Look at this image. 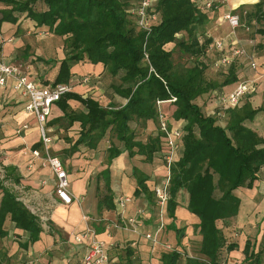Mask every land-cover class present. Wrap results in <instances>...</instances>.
I'll list each match as a JSON object with an SVG mask.
<instances>
[{
  "label": "trees",
  "instance_id": "1",
  "mask_svg": "<svg viewBox=\"0 0 264 264\" xmlns=\"http://www.w3.org/2000/svg\"><path fill=\"white\" fill-rule=\"evenodd\" d=\"M36 1L0 0L4 6L0 10V24L16 23L21 14H26L37 26H47L51 33L63 38L66 57L60 61L51 84L70 83L74 63H101L115 78L108 90L127 99L122 106H106L95 97L66 92L57 101L64 111L63 117L69 124L81 123L80 136L71 151L81 146L98 147L109 136V162L125 151L130 157L143 155L147 162H152L160 153L166 157L168 145L158 122L157 101L175 97L174 102L164 104L163 110L171 128L173 121L184 122L183 149L179 159L171 163L167 210L169 217L175 218L177 194L181 189L186 190L187 208L200 219L197 229L201 240L196 254L180 251L178 244L182 241L183 229L171 223L167 229L176 232L177 247L172 250L164 247L166 251L160 252V262L227 264L229 252L238 249V243L229 241L218 224L232 223L241 205L235 190L252 188L264 167V134L246 124L264 111V107L247 109L244 117L229 108L227 123L222 125L197 103L200 96H209L214 90L239 82L236 65L231 63L217 69L208 57L213 50L210 48L213 39L207 35V26L215 11L204 9L199 0H155L149 8L154 10L149 14H156L157 18L150 31H146L137 23L136 10L142 0H40L45 5L42 10L35 7ZM255 8L245 17L255 18L258 31L264 35V0L256 3ZM176 51L195 61L191 65L176 61ZM210 68L228 70L221 80L209 79ZM69 100L79 101L84 108L73 110ZM150 121L157 124V134H150L145 141L138 139L133 123L145 128ZM41 145L35 144L33 149ZM2 168L0 236L8 234L4 224L9 217L17 228L27 232V240L20 242V247L28 248L40 239L43 222L20 199L16 186L21 184L23 175L19 168L13 164ZM133 174L137 180L135 196H145L154 203L153 192L147 185L149 176L138 167H133ZM98 179L104 182L103 188L98 189L99 209H114L109 169L102 170ZM124 251L122 264H138L132 247L127 246ZM243 254L240 264H264V233L258 246L256 240H247Z\"/></svg>",
  "mask_w": 264,
  "mask_h": 264
},
{
  "label": "crops",
  "instance_id": "2",
  "mask_svg": "<svg viewBox=\"0 0 264 264\" xmlns=\"http://www.w3.org/2000/svg\"><path fill=\"white\" fill-rule=\"evenodd\" d=\"M3 7L0 2V10ZM215 13L216 15L212 16L207 26V35L213 40L226 39L228 35L225 32L229 30L231 41L237 42L236 29L232 30L228 22L223 19L222 13ZM221 20L224 21L221 22ZM0 56L6 63H21L30 77L38 80L42 85H52L51 82L58 73L60 61L66 57V53L63 38L51 33L47 26H37L35 21L26 17V14H21L16 23L3 21L0 24ZM49 59L51 62H46ZM253 59L259 63L257 70L251 67L250 58L243 68L241 66L237 68L239 81L256 80L257 90L254 95L244 96L241 104L242 106L247 104L250 99L249 107L253 105L254 108L248 107V109L259 108L256 105L264 103V74L261 67L264 65V56L260 58L253 56ZM71 72L73 75L68 83L72 87L71 91L84 97H95L100 101L104 89L105 94L110 95V101H119V106L126 104V98L108 90L115 78L104 70L101 63H74ZM107 74L110 77H107ZM84 76H90V82L82 83ZM104 80L107 85L103 84L101 89L99 85ZM44 81H49L50 84ZM236 86L237 83L214 90L212 93L214 95L227 94L232 92ZM207 96L208 94H205L197 98V103L203 111L216 116L218 122L225 125L221 122L226 120L227 123L229 108L221 103L223 110H216L214 108L216 103L208 100ZM27 102L26 97L15 91L12 81L0 88V170L3 172L2 166L9 164L19 168L23 175L21 184L16 186L20 199L32 212L41 217L44 229L37 242L28 248H22L20 242L27 240V232L17 228L8 217L4 224L8 234L5 237L0 236L2 264H83L88 245L93 238L111 244L110 254L114 264H122L124 248L127 246L135 250L138 264H161L160 252L166 249L162 244L154 245L146 237L147 233L157 232L161 221L164 223V228L159 232V236L163 243H178L176 232L167 229L171 223L183 229L181 233L187 237L182 238L183 240L178 244L179 249L182 250V247L187 246L193 235L201 240L197 229L200 219L187 208L189 194L186 190L181 189L177 194L175 218L169 217L168 205L165 214L160 216L154 187L161 184L167 174L168 153L166 157H162L160 153L152 162H147L145 156L135 154L130 157L128 151H125L109 162L108 148L111 145L109 136L101 140L98 147L81 146L79 150L72 152L71 148L80 136L81 123L74 121L69 124L63 117L64 111L56 102L48 121L53 137L50 152L62 159L70 179L68 191L73 198V203L64 204L56 194V177L47 160L44 156L36 157L32 153L35 150L33 145L41 143V134L35 115L25 108ZM69 103L75 111L84 108L77 100H69ZM261 114L264 116V112L260 111L252 121H246L248 126L259 132L264 129V121L257 119V116ZM55 119L58 121L52 123ZM183 124L184 122L177 120L171 123L177 128L183 127ZM147 138L146 135L138 139L145 141ZM37 149H40L44 155L42 145ZM182 149L181 145L175 152L174 161L179 159ZM133 167H138L149 176L147 185L153 192L154 203L145 196H135L137 180L133 174ZM106 168L109 169L110 188L115 200V208L111 210H101L98 207V189H102L104 185L103 180L98 179V175ZM235 194L240 197L241 205L234 223L237 224L241 233L239 241H236L238 251H233L240 259H233L236 255H233L231 251L228 254V264L241 263L247 240L252 242L256 240L258 246L262 239L264 233V167L252 188L240 187L235 190ZM121 195L130 196L132 200L124 206H119L117 199ZM1 197L0 190V200ZM138 209L144 211V226L139 227L137 231H134L130 225L123 227L126 225V219L136 215ZM256 211L261 213L259 221ZM88 229L94 230L95 236H88L83 243L75 242V236L87 232ZM69 257L74 258L71 263H69Z\"/></svg>",
  "mask_w": 264,
  "mask_h": 264
},
{
  "label": "built area",
  "instance_id": "3",
  "mask_svg": "<svg viewBox=\"0 0 264 264\" xmlns=\"http://www.w3.org/2000/svg\"><path fill=\"white\" fill-rule=\"evenodd\" d=\"M155 0H142L140 6L136 10L139 27L146 31H150L152 23L156 20V14H149L154 9H149ZM217 0H202L200 3L204 9L211 10L213 3ZM224 19L228 22L233 31L240 26L239 16L232 12H226ZM227 43L223 39H214L211 49L221 52L218 59L213 63L217 69L228 67L236 56L245 55L246 52L241 47H231L229 53H223L222 51L226 47ZM251 67L257 70L259 63L250 57ZM262 72L264 74V65H261ZM90 76H84L81 80L82 83L90 82ZM10 81L13 82V88L21 96L26 97L28 102L25 106L26 110L33 113L40 127L42 151L35 149L32 151L36 157L44 156L47 160L51 170L55 174L56 184L55 190L57 196L61 201L70 205L73 203V198L70 195L68 189L70 186V179L64 167V163L61 158L51 154V145L53 137L51 136V128L48 125L49 116L52 114V108L66 92L71 91L70 84L59 83L55 85H42L38 80L30 77L21 63H6L0 56V88L5 87ZM257 90L256 80L239 81L234 90L227 94H220L219 100L228 108H234L237 106L244 96L253 93ZM175 97L166 100L157 101V118L160 128L166 134V140L168 145L167 155V174L161 184L154 187V194L156 197V204L160 213V216L165 214L168 201L170 198V179H171V163L174 161L173 157L175 152L180 148L182 142V128L170 127L167 120L163 105L165 103L174 102ZM132 197L127 195H121L117 199L119 206H124L127 202H130ZM143 209H138L136 215L128 217L126 219L127 227L130 225L134 231H137L139 227L144 226ZM164 223L161 221L157 232L147 233L146 237L150 239L154 245L162 244L166 249L172 250L174 247L170 243H163L160 239L159 232L163 229ZM95 236V231L88 229L87 232L77 234L75 236V242L83 243L88 236ZM111 244L106 241L93 238L88 245L87 252L83 259V264H114L110 254Z\"/></svg>",
  "mask_w": 264,
  "mask_h": 264
},
{
  "label": "rangeland",
  "instance_id": "4",
  "mask_svg": "<svg viewBox=\"0 0 264 264\" xmlns=\"http://www.w3.org/2000/svg\"><path fill=\"white\" fill-rule=\"evenodd\" d=\"M259 1L260 0H217V1H215L213 3V7L211 8L215 12L222 13L221 15H224L228 11L233 13V10L236 9L235 13L238 16H240V18H241V19L239 18L240 26L236 28L237 42H235V40L231 41L230 36H229V30L225 32V34L228 35V36L226 37V39H223V40H225L228 43L226 45V47L224 48V50L222 51L223 53H229L230 52V48L232 46L233 47H235V46L241 47L246 52L245 55L236 56L233 59L232 63L234 65H236V67H240L241 66L243 68L245 66V64H247V61H248V59L250 57L254 56L255 58H260V57L264 56V35L261 34L258 31L259 28H258V26L256 24L255 18L248 19V18L245 17L246 13L251 12V11H255V9H256L255 8V4L258 3ZM198 2L201 3L202 0H199ZM35 7L38 8L39 10H42V8H44L45 5H44V3L42 1L38 0V1L35 2ZM225 9H226V12H225ZM223 19H224V17H223ZM223 21L224 20H221V22H223ZM169 48H172V45L169 46ZM220 53L221 52L214 51V50H212L210 53H208V57H209V59H211L210 61L214 62L216 59H218V57L220 56ZM174 59L176 61L180 60L182 62H185L187 65H191L195 61L194 58L189 57L188 55H184V56L180 55L178 51H176L174 53ZM227 70L222 69V70H219V71H215L213 68H210L208 70V78L209 79L217 78V79L221 80V79H223V77H224L223 75H225L224 73ZM107 77H110V76L108 75ZM103 84L107 85L106 80H104L103 82L100 83L99 86H101V89L103 88L102 87ZM250 95L251 96L254 95V92L250 93L248 96H250ZM100 97H101L100 101L106 106L116 105L117 107H119V105H120L119 101H117V102L110 101L109 100L110 99V95L109 94H105L104 89H103L102 95ZM208 100H210L211 102H215L216 103V104H214L215 105L214 108L216 110H221V111L223 110V108H221V101L219 100V96L218 95L211 94V95L208 96ZM242 101H243V99L234 108H235V110L239 111L241 117H244V115L248 113L247 111H249L247 109H248L249 105H251V102H250V99H248L249 102L242 106L241 105ZM240 106H242V107H240ZM252 107H253V105L250 106L249 108H252ZM256 107H264V103L263 102L261 104L258 103V105H256ZM262 112H264V111H262ZM257 119L260 120V121H264V116H262V114L258 115ZM221 123H225V125H226V120H224V122H221ZM133 125L136 126L135 128H136V132H137L138 138H144L146 135L149 136L150 134L156 135L157 132H158L157 124L153 123L151 121L146 125L145 128H141L140 126L136 125L135 123H133ZM261 132L264 134V129ZM52 153L53 152H51V154ZM256 217H257V219L259 221L260 218H261V213L256 211ZM218 225L222 228V230L224 231V233H225V235H226V237H227V239L229 241H234V242L239 241L238 238H239L241 232H240L239 227L237 226V224L234 223V220L232 221V223H229L228 225L223 224L222 221L219 222ZM182 238L186 239L187 237L183 236ZM199 243H200L199 238H197L196 235L195 236L193 235L190 238V241H188V245L187 246L185 245L184 247H182V250L180 249V251H182V252L184 251L187 254L194 255L198 251ZM172 246L174 248L177 247L175 242L172 243ZM186 248H188V249H186ZM120 250H117V251H120ZM235 251H238V250L236 249ZM232 253H233V255H236V256L233 257V259H235V260H239L240 259V258L237 257V255H238L237 253H235L234 251H232ZM69 259H70L69 263H71L72 259H74V258L73 257H69ZM228 262H229V258L227 260V264H228ZM234 264H240V263L235 262Z\"/></svg>",
  "mask_w": 264,
  "mask_h": 264
}]
</instances>
